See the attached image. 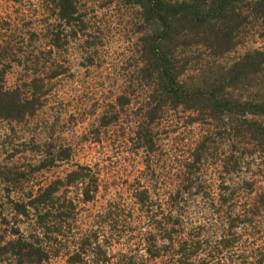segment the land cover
<instances>
[{
	"label": "trees",
	"instance_id": "obj_1",
	"mask_svg": "<svg viewBox=\"0 0 264 264\" xmlns=\"http://www.w3.org/2000/svg\"><path fill=\"white\" fill-rule=\"evenodd\" d=\"M38 7L40 18L24 24L0 17V125L16 131L33 122L69 71L61 54L77 48L81 67L100 64L112 29L97 9L128 13L133 52L98 124L116 123L135 105L128 141L145 162L132 190L143 247L113 255L120 215L139 218L114 202L83 216L81 205L100 192L98 172L76 164L47 177L72 148L57 146L50 132L24 130L22 161L12 147L0 158V264H264V49L230 56L249 35L264 37V0H39ZM15 66L23 74L11 86Z\"/></svg>",
	"mask_w": 264,
	"mask_h": 264
},
{
	"label": "rangeland",
	"instance_id": "obj_2",
	"mask_svg": "<svg viewBox=\"0 0 264 264\" xmlns=\"http://www.w3.org/2000/svg\"><path fill=\"white\" fill-rule=\"evenodd\" d=\"M39 0H0V17L11 18L24 24L25 21H33L40 18ZM123 12L124 15L120 13ZM100 19H107L110 22L106 43L100 47L101 60L97 67H81L79 62V51L77 48L71 49L69 53L61 54L62 59H67L66 64L69 71L55 79V85L46 97L45 105L38 111L33 122L27 126L16 125V131H9L7 126L0 125V143L5 136H8L9 145L0 144V158L7 156L4 147L13 150L19 149L15 153V160L21 162L24 153L21 152V140L24 130L26 132H41L44 136H49L55 140L57 146L68 145L72 148V156L69 160L51 169L46 176L52 177L64 175L68 170H72L76 164L88 165L99 174L100 192L93 202L82 204V215L87 218L102 210V206L107 202H114L118 205L117 211L131 209L133 218H139L136 223L131 219L120 215L117 232L114 233L112 246H108L113 255L119 251H129L134 248H142L137 244L136 237H139V228L144 225V218L137 211V206L133 204L132 190L136 186L137 180L142 177L145 167L144 158L141 152L135 154L133 143L128 140L134 137L132 132L135 129V105L126 108L119 113L116 123L104 128L98 124V116L105 102H108L116 95V88L122 83L121 77L126 71L122 68L126 63V56L133 52L130 45V33L126 21L129 19L128 13L123 9L117 11L112 8L97 9ZM263 48L264 37L257 33L249 35L244 43L240 45L235 53L236 56L246 49ZM23 71L21 67L15 66L7 74V84L15 85L20 81ZM31 120V121H32ZM165 126L160 125L159 136L164 138ZM10 150V149H9ZM133 150V151H132ZM11 151V150H10ZM164 151L160 155H164ZM159 159V157H158ZM164 157L158 162L162 165ZM157 169V166H156ZM161 171V169H160ZM77 188L70 187V195L78 194ZM119 209V210H118ZM126 218L124 222L121 219ZM135 224H138L136 229ZM140 253H142L140 251ZM115 259V258H114ZM48 264H60L59 260H53Z\"/></svg>",
	"mask_w": 264,
	"mask_h": 264
}]
</instances>
